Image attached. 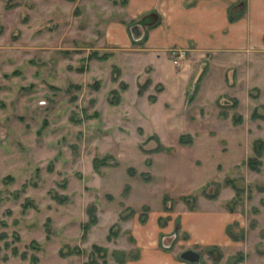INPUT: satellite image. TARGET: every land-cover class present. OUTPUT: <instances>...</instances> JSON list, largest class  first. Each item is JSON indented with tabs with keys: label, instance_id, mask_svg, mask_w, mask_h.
I'll return each mask as SVG.
<instances>
[{
	"label": "rangeland",
	"instance_id": "rangeland-1",
	"mask_svg": "<svg viewBox=\"0 0 264 264\" xmlns=\"http://www.w3.org/2000/svg\"><path fill=\"white\" fill-rule=\"evenodd\" d=\"M139 18L0 0V264H124L139 225L178 255V212L206 208L233 220L199 261L264 264V42L243 22L236 52L161 66L106 37Z\"/></svg>",
	"mask_w": 264,
	"mask_h": 264
},
{
	"label": "crops",
	"instance_id": "crops-1",
	"mask_svg": "<svg viewBox=\"0 0 264 264\" xmlns=\"http://www.w3.org/2000/svg\"><path fill=\"white\" fill-rule=\"evenodd\" d=\"M236 1L244 3V10L229 21L228 6ZM125 10L129 17L139 16L140 20L127 26V32L120 23L111 27L116 35L108 28L106 37L111 43L124 47L137 43L140 54L157 60V65L161 66L167 60L165 54L172 56L171 51L180 48L185 52L197 49L211 53L216 50L236 52L243 44V22L250 24L255 37L260 39L264 35V0H125ZM148 18L155 21L153 26H145V21L141 23ZM149 66L154 73L155 68L152 64ZM177 218L178 230L186 234L190 245H228L226 227L233 217L226 210H183L178 212ZM131 230L139 251L124 264H226L221 259L217 263L209 259L199 261L200 255L196 263L179 259L177 254L159 246L158 227L155 230L151 226L149 231L139 225L132 226Z\"/></svg>",
	"mask_w": 264,
	"mask_h": 264
},
{
	"label": "trees",
	"instance_id": "trees-1",
	"mask_svg": "<svg viewBox=\"0 0 264 264\" xmlns=\"http://www.w3.org/2000/svg\"><path fill=\"white\" fill-rule=\"evenodd\" d=\"M244 10V3L240 2V1H236L234 3H231L229 6H228V20L229 21H233L235 18H237L241 12H243ZM155 24V21L154 20H151L150 22H148L146 25L147 26H153ZM262 41L264 42V35L261 37ZM227 71H225L224 73V79L227 78ZM232 71V70H231ZM229 72V71H228ZM233 72V71H232ZM234 74V73H233ZM255 149V148H254ZM260 150H257L255 149L254 152H255V155H259ZM250 160V162L252 161L251 158L248 159V161ZM93 222V218L91 217L90 218V223ZM84 226V229L86 228V224L83 225ZM214 247V246H213Z\"/></svg>",
	"mask_w": 264,
	"mask_h": 264
},
{
	"label": "water",
	"instance_id": "water-1",
	"mask_svg": "<svg viewBox=\"0 0 264 264\" xmlns=\"http://www.w3.org/2000/svg\"><path fill=\"white\" fill-rule=\"evenodd\" d=\"M171 240V238H163L161 239V244L163 245V247H165L171 242ZM178 257L183 261L196 263L199 260V253L193 249H184L178 254Z\"/></svg>",
	"mask_w": 264,
	"mask_h": 264
},
{
	"label": "built area",
	"instance_id": "built-area-1",
	"mask_svg": "<svg viewBox=\"0 0 264 264\" xmlns=\"http://www.w3.org/2000/svg\"><path fill=\"white\" fill-rule=\"evenodd\" d=\"M185 50L184 49H175L171 51L173 58H181L184 56ZM173 62H176V60H173Z\"/></svg>",
	"mask_w": 264,
	"mask_h": 264
}]
</instances>
